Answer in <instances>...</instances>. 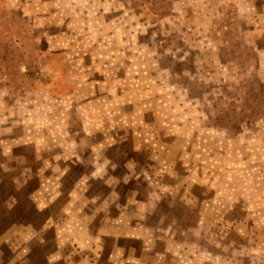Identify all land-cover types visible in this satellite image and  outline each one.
<instances>
[{
    "label": "rangeland",
    "instance_id": "1",
    "mask_svg": "<svg viewBox=\"0 0 264 264\" xmlns=\"http://www.w3.org/2000/svg\"><path fill=\"white\" fill-rule=\"evenodd\" d=\"M69 201L128 203L95 264H264V0H0V264H85Z\"/></svg>",
    "mask_w": 264,
    "mask_h": 264
},
{
    "label": "crops",
    "instance_id": "2",
    "mask_svg": "<svg viewBox=\"0 0 264 264\" xmlns=\"http://www.w3.org/2000/svg\"><path fill=\"white\" fill-rule=\"evenodd\" d=\"M109 93H111V92L109 91ZM105 96L110 98L112 95L106 94ZM99 107L100 108H99L98 112L100 113V115L104 114L103 117H106V123L107 124L101 123V126H99V128H98L99 130H97V133L99 136L98 142H99V144H102V145L109 144L112 146V145L117 143V140L119 139L118 137L121 136V135H118L116 132V130L118 128L117 124L113 125L111 122H109L110 121L109 119L112 118V114H116L117 110L116 109H115L116 111L112 110V105H107L104 103H102ZM109 123H111L112 125H110ZM102 129H106L109 132H111L114 129L115 133L111 137H108L107 135H102V134L100 136V132ZM158 157H161V156H158ZM71 204H72V202L69 201L67 204V207H65V212L68 216V219L65 222L62 221V223L64 225L65 224H77L79 226L84 225V227L79 228V234L78 235H79V239L81 240V247L86 249V251H88V253H90V252L96 253L97 252L96 247L98 246L97 245L98 240L101 241L103 239V237L106 235H112L115 238L127 237V233L129 231H130V235H132L131 234L132 227L128 226V223L132 224V222H130L128 220L130 217L129 211L127 210L128 203H126L125 205L116 206L114 209H117V210L119 209V212L116 213L115 216L111 215L109 210L108 211L105 210V208L109 205V203H103L101 208H100V210H101L100 217L101 218L99 219L101 227L99 228L97 235L94 237L92 235H90V231H88V224H90L91 219H93L92 215H88L87 213L84 212L83 217L72 216L69 212V210H71V207H72ZM66 208H67V210H66ZM141 209H144V208H141ZM98 210L99 209H97V211ZM117 214H119V215H117ZM132 217L133 216H131V219H132ZM118 219H120V220L118 221ZM120 223L123 226H120L119 225ZM69 239H70V236H69ZM81 252H83V251H81ZM95 253L93 255L92 254H84V255H80V256H81V259L85 262V264H95V262H96L95 261V259H96ZM109 254L111 255V253H109ZM60 257L64 258L65 256L62 253V256L60 255Z\"/></svg>",
    "mask_w": 264,
    "mask_h": 264
}]
</instances>
